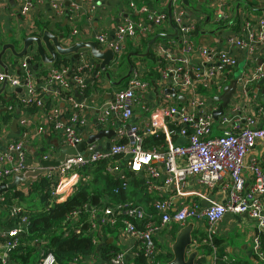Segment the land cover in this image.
I'll return each instance as SVG.
<instances>
[{
	"label": "built area",
	"instance_id": "2783aa9c",
	"mask_svg": "<svg viewBox=\"0 0 264 264\" xmlns=\"http://www.w3.org/2000/svg\"><path fill=\"white\" fill-rule=\"evenodd\" d=\"M74 1L69 0V5ZM20 3V13L30 26L31 12L37 5L48 4L58 17L68 13L64 0H20ZM141 13L145 15L144 19H126L117 25L113 40L109 39L106 32L98 33L96 43L102 48H112L118 60L126 52L129 41H140L147 36L152 27L161 26L169 21V15L157 9L144 6ZM67 15L72 23L79 19L77 8ZM185 17V10L174 5L172 23L176 26L178 37L171 44L176 45L175 49L168 50L162 43L155 45V53L160 55L162 62L156 89L159 90L161 86L162 94L158 93L155 111L147 122L141 126L132 120L136 108H139L141 113L147 112L142 99L154 89V85L144 78L146 71L143 64L138 62L133 66L126 88L118 91L113 99L105 104L98 117L102 127L110 126L112 119L117 123L116 138L108 151L102 152L91 146L87 149V155L67 156L59 167L47 168L44 176L56 182L51 199L57 203L66 201L74 194L82 170L104 160H108V173L121 182L115 193H119L120 189L128 191L131 180L138 177L148 193L170 194L174 187L176 196L187 198L197 194L196 191L185 188L188 179L194 177L199 185L211 190L221 185L227 192V199L225 203H213L204 208L198 204L185 203L177 212L173 211L171 199L164 198L156 199L151 210L133 201L117 204L108 200L102 202L99 208L92 207L89 233L94 244L99 245L104 239L105 231L111 229L119 233V236L133 239L135 247L120 250L111 259H103V262L97 264H131V259H135L140 253L153 264L159 255L155 237L169 225L174 223L184 227L190 220L205 219L213 228L228 213L248 215L256 221L257 233L253 239V251L258 260L264 262L259 237V233H264V168L259 159H248L250 151L259 142H264V124H259V117H264V104L259 107L256 115L245 117V125H241L243 104H250L246 101V98L251 97L250 84L264 78V68L257 66L250 75L237 78L238 89L235 95L237 99L234 96V101L232 100L234 105L231 102L229 110L218 121L223 128L222 133L214 135L216 122L213 112L219 108L215 97L222 94L229 81L225 77L217 84L219 93L213 98L207 97L203 91L210 89L211 83L219 73L236 67L238 58L229 50L197 45L192 39L197 22L187 21ZM222 19L223 12L219 16V20ZM245 30V35L229 34L226 41L238 50L253 54L256 45L264 43V17L254 21V24L247 23ZM79 34V29L75 27L70 33L69 40L74 41ZM196 50L201 60L193 63L192 57ZM29 60L34 61L31 52L23 58L18 75L10 72L6 74L0 70V86L7 83L14 90L22 89L20 103L27 107L34 103L42 106L41 94H46L48 87L58 85L57 87L62 89L58 95L68 94V101L73 110L84 107V104L74 101L71 93L74 87L81 94L87 89L88 75L96 67L88 53L81 54L79 65L72 77L70 66L53 65L46 73L44 79L46 87L43 92L38 87L37 77ZM169 88L175 91L177 97H184L185 101L180 102L178 98H175V102L172 101V95L166 93ZM61 115L58 109L48 111L45 120L66 149L76 148L83 142V138L73 125L61 120ZM22 124L28 123L23 121ZM44 131V127L39 129V133ZM151 137L155 139L162 137L164 142L146 148L145 142ZM180 138H184L185 143L177 145L176 142ZM128 156L132 157L127 159L123 166ZM42 161L53 159L51 155H46ZM34 170L35 167L31 165L25 151V142H15L6 150L0 149V183H10L15 177ZM246 171L252 180L250 185L244 174ZM3 203L5 197L0 196V205ZM10 210V220H16L17 224L0 231V264H11L10 253L19 245L20 235L27 231L29 225V215L23 207L15 206ZM74 216H77V213ZM122 219L124 226L117 227ZM43 256L44 254L42 258ZM51 257L47 256L43 264H59L54 258L49 262ZM219 260L220 257L214 250L211 264H220Z\"/></svg>",
	"mask_w": 264,
	"mask_h": 264
},
{
	"label": "crops",
	"instance_id": "0c3cea01",
	"mask_svg": "<svg viewBox=\"0 0 264 264\" xmlns=\"http://www.w3.org/2000/svg\"><path fill=\"white\" fill-rule=\"evenodd\" d=\"M170 1L171 0H75L73 4L68 5L70 3L69 0H64L68 13L76 8L78 9L79 19L76 23L71 22L67 15L68 13L62 17L55 16L50 6L48 4H43L37 5L32 10L30 26L20 13V0H0V52L2 50V44H13L17 51H21L24 47V40L26 38L43 34V32L41 33L37 29L39 24L54 35L65 36L63 43L67 46L73 45L76 39L96 42V35L101 32H106L109 35V39L113 40L117 25L126 19L139 20L145 18V15L141 13V9L144 6L168 14ZM173 1L172 8L174 5L182 7L186 12V20L197 22V29L192 37L197 45L229 50L238 58V65L236 67L225 69L223 72L219 73L211 83L210 89L204 90L207 97L213 98L219 93L217 91V84L221 83L223 78L226 77L230 83L234 79L246 77L248 74L250 75L257 66L264 65V43L256 45L255 52L250 54L249 51L236 49L226 41V37L229 34L245 35V26L247 23L250 22L254 24V21L264 17V0H187L189 5H185L183 0ZM211 11L214 15L213 21L210 17ZM221 12L224 13V19L220 21L219 16ZM75 27L79 29L80 34L74 41H70V33ZM174 34L175 29L169 19L168 22L161 26L152 27L151 31L142 40L129 42L128 46L130 45V47L127 46L126 53H130H128L127 56L129 54H134L133 51H148V48L144 47L145 42L162 35L166 37L160 43L166 45L168 50L175 49L176 45L171 44L174 39H176V37H173ZM155 45L154 47L151 46L153 52H155ZM31 55L34 57L32 71L37 77L39 89L43 92L46 87L44 83L45 76L47 75L46 73L52 66L42 65L41 60L36 57V52H34V50L31 51ZM159 57L160 55L157 53L156 58L159 60V64L154 66L155 70L156 66L158 67L161 64V59ZM14 60L15 58L10 52H7L3 57V61L9 67V72L18 75L21 71L18 65L19 60L15 61V63ZM67 60L69 63L68 66H70L71 69L70 75L72 77L75 75V69L79 65V61H75L72 56L67 57ZM200 60L201 57L196 50L192 57V62L198 63ZM142 62L144 64L143 68L149 70L152 61L143 60ZM134 63L137 64L138 62L135 60ZM61 65H64V63H61ZM119 65L118 58L116 64L108 67L106 71H97L96 67H94L93 72L88 75L87 89L84 94H81L76 87L73 88L71 95L74 101L78 104H84L82 109L77 110L72 109L68 101V94L58 95V92L62 91V89L57 87L58 85L48 87L46 94H41L42 107L44 105L46 109H37L36 105V107L32 108L31 105L27 107L23 106L20 103L23 91H19L18 89L14 90L7 85L0 96V106L1 111L5 109L8 110V115H11L12 119L8 124H3L0 129V149L6 150L10 144L15 142H25L27 157L31 165H34L35 170L42 167L41 162L46 155H51L53 161L58 160L60 154L55 144L57 143L60 149L66 148L62 145L57 134L54 133L52 127L49 126L45 120L47 112L55 109L61 111L62 121L68 125H73V127L79 131L83 138V142L85 141L84 136L91 137L99 134L102 130L115 131L117 123L114 119L111 120L110 126L102 127L98 122V117L105 104L112 100L113 96L118 91L123 90L127 86L130 78L128 77V73L133 65H130V68L123 78L121 75L126 72V66L124 67L123 65L124 68H120L118 67ZM122 68L123 70L121 71ZM0 70L2 69L0 68ZM149 82L154 85L153 92L142 99V102L147 107V112L141 113L140 109L136 108L135 115L132 118L134 123L141 126H143L154 113L158 93L162 94L161 86L158 88L159 90L156 89L157 78ZM2 86L3 85L0 86V90ZM249 91L251 97L246 98V101L250 102V104H243L244 114L242 115V126L245 125V117L256 115L259 107L264 104V78L258 82L251 83ZM15 94V105L3 104L2 99L11 101ZM171 98V100L175 102V98ZM235 98L237 99L236 96ZM233 101L232 104L234 105ZM216 103L218 104L217 106H219V103ZM74 117L75 121L73 122ZM14 121H17L16 127H13ZM23 121H27L28 124L23 125ZM259 124H264V117H259ZM41 127L45 128L43 133H39ZM216 130L220 133L216 134ZM222 130L223 128L220 126V123L216 122L213 132L214 135H220ZM115 138V136L111 139L103 137L100 140L89 143L84 151L79 154L87 155V149L91 146L96 147L102 152H107L109 146L115 141ZM250 158L259 159L264 168V142H259L250 151L248 159ZM127 161L126 158L123 162V166H125V162ZM161 168L164 170V166ZM244 174L250 185L252 180L250 179L249 172L246 171ZM44 175L42 176L45 177ZM33 181L35 180L28 181L19 188L21 191L24 189L23 192L29 202L31 201L29 191ZM185 185L187 190L196 191L197 194L187 198H179L176 196L174 187L170 194L159 192L152 194L145 190L143 192L142 190H133V188L128 191L130 193L134 192L135 195L139 191L137 200H142V204L143 206L145 205L144 207L147 210L152 209L153 202L158 198L171 199L174 212L179 211L181 206L185 203L189 205L198 204L201 208H204L213 203H225L227 199V192L221 185L211 190L199 185L197 179L194 177L189 178ZM25 189H27V191H25ZM2 197H5L4 194ZM17 201L18 200L13 202L15 206H18L16 205ZM12 206L9 207L5 203L0 205V231L9 229L6 227V224L10 221V209L15 207ZM192 221L195 222L193 239L196 250L200 253L197 263L211 264L213 261V251L216 250L220 259H222L225 264H264V262L256 258L253 251V239L254 235L257 233V225L256 221L248 215L228 213L223 220L213 228H211L205 219L190 220L189 223ZM181 228L183 227L173 223L156 235L155 240L159 248L158 257H160V264H168L173 260L172 244ZM202 237L203 239L200 241ZM106 238H108V244H113L119 247L120 250H129L135 247L133 239L122 235L119 236V233L116 232L110 234L108 230L105 231L104 239ZM210 249L211 252H208ZM50 255L52 257L49 262H51L53 258L55 259L52 254ZM131 261V263H135L134 258H132ZM100 262H103V258L100 255L94 254L78 264H97Z\"/></svg>",
	"mask_w": 264,
	"mask_h": 264
},
{
	"label": "trees",
	"instance_id": "16d2710c",
	"mask_svg": "<svg viewBox=\"0 0 264 264\" xmlns=\"http://www.w3.org/2000/svg\"><path fill=\"white\" fill-rule=\"evenodd\" d=\"M172 25L174 29H176L175 24L172 23ZM37 29L42 33L45 27L39 24ZM165 37L164 35L159 36L152 47H154L155 44H160ZM177 37L174 39L175 41ZM152 40L153 38L146 41L144 47L148 48ZM152 47L148 55H146L147 51H133L134 54L126 56L125 61L123 63L121 62L118 66L120 68L123 67V65L126 66V72L121 75V77H125L130 65H135V60L137 62L151 60V66H149V70L144 74V78L148 81H154L156 78L158 79L159 68L162 64L158 66L159 68L156 66V70L154 69V66L159 64V60L156 58L155 52L152 51ZM36 57L40 59L38 55H36ZM31 63L33 64V61H31ZM61 63H64L66 66L69 64L66 57H59L54 66H60ZM114 64H116V62L112 63L110 66ZM203 93L205 92L203 91ZM15 98L16 94L11 101L2 99L3 104L15 105ZM32 107L46 109L44 105L42 107L35 103L31 105V108ZM11 119L12 116L8 115L7 109L6 111H1L0 129L3 124H8ZM163 142L164 140L162 137L158 139L151 137L146 140L145 146L146 148H151ZM107 162L108 160H104L82 170L80 172L81 179L75 188L74 194L66 201L60 203L55 202L51 204V193L56 182L43 176L33 181L31 184L29 191V197H31L30 202L27 201L25 193L20 189H14L4 194L6 197L5 204L7 206H15L13 202L18 200L20 203L25 204L27 208H24L21 204L16 205L23 207L29 215L27 231L20 235L19 245L10 253L11 264H43L44 259L50 254L55 257L56 262L59 264H78L94 254L100 255L104 260H108L120 251L119 247L108 244V238L103 239V243L100 245L94 244L93 238L89 233L92 207L99 208L102 202L107 200L113 204L133 201L143 205V201L135 200V193H130L129 191L133 188V190H142L143 192L145 189L142 187V181L138 180V177H134V179L131 180L129 191L120 189L119 193H115V190L121 186V182L108 173ZM75 213H77V216H74ZM123 221V219L120 220L117 227H123ZM15 224H17V221L11 219L6 224V227L12 228ZM109 232L110 234L115 233L111 229H109ZM259 237L262 251L264 252V233H259ZM202 239L203 237L200 241ZM208 252H211V249ZM43 253L44 256L41 258ZM256 258L258 259L257 256ZM219 263L225 264L222 259L219 260ZM135 264L151 263L144 257L143 253H140L138 257L135 258ZM153 264H160V257H158Z\"/></svg>",
	"mask_w": 264,
	"mask_h": 264
},
{
	"label": "water",
	"instance_id": "95a60500",
	"mask_svg": "<svg viewBox=\"0 0 264 264\" xmlns=\"http://www.w3.org/2000/svg\"><path fill=\"white\" fill-rule=\"evenodd\" d=\"M173 0L170 1L168 6V14L170 22L172 23V6ZM185 5H189L187 0H183ZM69 5V4H68ZM178 32L175 29V34L173 37H177ZM158 37L153 39L148 45V55L151 46L154 44ZM65 36L54 35L49 30H44L42 35L28 37L24 40V47L21 51H17L15 45L13 44H2V50L0 52V68L6 73H9V67L3 61V57L7 52H10L15 59L24 58L29 52H36V55L41 60L42 65L53 66L56 64L59 57H69L72 56L75 61H79L82 53H88L89 57L94 61L96 70L106 71L107 68L115 63L116 56L112 48L106 47L102 48L95 41H81V39H76L73 45L67 46L63 43ZM31 66L33 64L28 61ZM264 68V65H263ZM133 66L128 73V77L131 76ZM7 87V83H4L2 89L0 90V96ZM238 80H232L227 86L224 87L222 94L219 97H215V101L219 103V108L217 111L213 112V116L216 122L219 121L221 117L224 116L225 112L229 110L231 102L234 96L237 94ZM22 91V89H18ZM167 94L172 95L174 98H178L179 101H185L184 97H177L174 90L169 88L166 91ZM6 111V109L4 110ZM17 126V121H14L13 127ZM115 136L114 130H102L97 135L91 137L84 136V142L81 143L76 148L60 149L57 143L56 147L59 149V159L54 161H42L41 168L34 171H27L23 175L15 177L10 183H0V196L8 193L14 189H19L28 181L37 180L47 171V168H57L65 160L67 156H76L83 152L85 147L96 140H100L103 137L111 139ZM185 143L184 138L178 139L177 145ZM132 156H128L127 159ZM195 231V222L192 221L188 223L185 227L181 228L176 236L174 243L172 244V251L174 258L168 264H199L197 263L199 259V251L196 250V245L193 239V233ZM131 264H135L134 262Z\"/></svg>",
	"mask_w": 264,
	"mask_h": 264
},
{
	"label": "rangeland",
	"instance_id": "374dc122",
	"mask_svg": "<svg viewBox=\"0 0 264 264\" xmlns=\"http://www.w3.org/2000/svg\"><path fill=\"white\" fill-rule=\"evenodd\" d=\"M210 17H211V19H212V21H213V18H214V15H213V12L211 11V13H210ZM216 27V26H215ZM129 42H131V41H129ZM129 42L127 43V46H128V44H129ZM128 47H130V45L128 46ZM128 53H130V52H128ZM128 53H124V55H122L120 58H119V63H121V62H124L125 61V59H126V56H127V54ZM17 60H19V63H18V65L20 66V64H21V62H22V60H23V58H21V59H15L14 60V63H15V61H17ZM142 64H143V62H141ZM144 65V64H143ZM125 67V66H124ZM123 67V68H124ZM123 68L121 69V71L123 70ZM146 70L145 71H147L148 69L147 68H145ZM12 74H14V73H12ZM10 88V87H9ZM209 94V93H208ZM210 95V94H209ZM158 106H161V104H158ZM218 133H220L218 130H216V134H218ZM81 179V178H80ZM139 193V191L137 192V194ZM137 194L135 195V200L138 198V196H137ZM50 202H51V204H54V202H55V200H50ZM17 204H21V206H23L24 208H27V206L25 205V204H23V203H20V202H16ZM161 233V232H160Z\"/></svg>",
	"mask_w": 264,
	"mask_h": 264
}]
</instances>
